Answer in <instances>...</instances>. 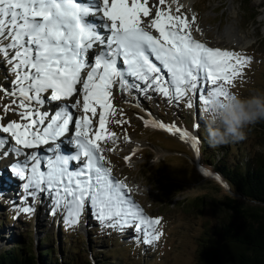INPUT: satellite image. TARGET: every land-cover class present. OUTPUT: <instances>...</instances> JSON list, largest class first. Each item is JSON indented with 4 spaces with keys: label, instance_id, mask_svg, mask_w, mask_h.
Masks as SVG:
<instances>
[{
    "label": "snow or ice",
    "instance_id": "obj_1",
    "mask_svg": "<svg viewBox=\"0 0 264 264\" xmlns=\"http://www.w3.org/2000/svg\"><path fill=\"white\" fill-rule=\"evenodd\" d=\"M181 7L175 14L169 8L150 16L147 0H0V65L14 77L8 94L20 109L19 122L0 124V134H8L0 135V150L24 157L10 166L13 176L27 197L47 194L50 211L59 210L70 226L90 207L102 226L135 228L145 245L162 235L153 230L160 219L145 218L126 182L104 165L99 142L115 143L106 125L115 116L116 89L158 92L178 106L183 102L207 112L208 98L227 100L250 65L251 57L194 38L196 17L189 20ZM72 108L82 115L77 118ZM5 111L16 114L14 108ZM152 126L179 133L198 147L196 134L163 123ZM195 127L198 132L199 122ZM12 140L20 147L11 148ZM65 144L73 146L71 153L62 151ZM41 145H48L44 154ZM12 205L16 208V201ZM33 211L30 205L22 208L24 214Z\"/></svg>",
    "mask_w": 264,
    "mask_h": 264
},
{
    "label": "rangeland",
    "instance_id": "obj_2",
    "mask_svg": "<svg viewBox=\"0 0 264 264\" xmlns=\"http://www.w3.org/2000/svg\"><path fill=\"white\" fill-rule=\"evenodd\" d=\"M147 5L150 7V16L157 9L168 10V0H165L164 5H160L159 0H147ZM191 5L192 7L180 8V14L186 15L189 20L195 15L196 21L192 28L199 25L205 31V41L209 44L216 41L217 33L223 31L227 25L244 39L250 40L244 47L223 40L215 44L221 50L252 58L250 65L244 69L243 77L236 80L231 92L242 97H264V22L259 20L264 0H191ZM143 19L148 20L149 17ZM13 79L7 65H0V88L6 90L0 91V124L4 125L9 121L20 120V109L11 103L16 98L8 94ZM78 99L81 100L82 96ZM112 103L115 116L109 117L111 122L106 128L115 133V143L111 140L99 142L105 156L104 165L112 169L111 175L115 179L141 185V188L129 193L130 199L145 218L160 219V223L153 228L155 232L162 233L160 239L151 245H145L142 242V233L135 228L118 231L102 226L92 215L90 207H86L75 226H70L59 210L55 213L50 211L52 202L47 194L35 199L27 197L22 182L5 167L9 158L17 159L18 156L14 153L10 156L4 155L0 150V216L4 217L10 212L9 221L3 225L4 236L14 233L22 235L26 230L25 243L27 239H33L31 242L34 252L37 253L38 239L51 235L56 256L58 243L63 239V233H66L64 238L74 240L76 246L86 248L95 243L98 252L108 251L112 255L109 261L113 263L203 264L208 244L211 241H225L222 228L231 213L222 201H226L227 195L236 196L230 193L218 175L210 171V166H199L202 159H199L198 148L191 146V140L181 139L176 132L153 130L144 120L149 116L160 123L169 124L168 126L184 128L199 138L195 125L198 122L199 125H205L203 107L199 110L195 106L189 109L183 102L178 106L158 92L149 91L147 94L137 95L121 93L119 89L114 91ZM6 107L16 109V114L12 111L6 112ZM44 107L49 108L47 104ZM81 111L75 110L77 117V113ZM258 122L244 129L245 139L232 142L234 150L239 148L237 149L241 158L261 151L257 135ZM94 123L98 128V122ZM0 135L8 137V134ZM204 137L208 141L207 136ZM135 142L139 146H135ZM16 147L20 146H15V141L12 140L11 148ZM46 147L43 146L42 150ZM23 151L26 152V149ZM157 151L159 156L155 157ZM211 153V156L216 157V152ZM125 157L129 159L126 160ZM233 157L236 155L233 154ZM202 171L210 175H205ZM13 201H16V208L12 205ZM236 202L245 206L250 203L242 197H238ZM29 205L34 211L24 214L22 208ZM63 220L69 228L68 234L60 225ZM29 230L32 234L28 233ZM3 241L1 236L0 243L3 244ZM129 252L133 253L131 258L126 255ZM90 254L94 261V252ZM83 256L89 255L83 250L81 262ZM101 259L98 257V260Z\"/></svg>",
    "mask_w": 264,
    "mask_h": 264
},
{
    "label": "trees",
    "instance_id": "obj_3",
    "mask_svg": "<svg viewBox=\"0 0 264 264\" xmlns=\"http://www.w3.org/2000/svg\"><path fill=\"white\" fill-rule=\"evenodd\" d=\"M257 126L258 144L261 145V151L241 158L239 148L234 150L232 142L215 147L210 145L204 137L207 136L205 125L202 123L199 125L197 148L199 159H202L199 166H210V171L217 174L230 193L236 196L227 195L226 201H222L231 213L222 228L225 241L221 243L211 241L208 244L204 252L203 264H264V120L258 122ZM212 151L216 152V157L209 154ZM233 154L236 157H233ZM238 197L250 203L246 206L237 203ZM9 213L4 217L0 216V237L4 238L3 244L0 243V264H119L109 261L112 255L108 251L98 252L95 243L86 248L76 246L74 240L64 238L66 233H63V239L61 243H58L57 256L53 252L51 235H44L38 239L39 251L35 253L33 239H31L32 242L27 239L25 243L26 230L22 235L14 233L7 237L4 236L3 225L9 221ZM60 225L68 234L69 228L64 220ZM28 233L32 234L30 230ZM56 240L58 241L59 238L57 237ZM83 250L89 256H83L81 262ZM92 252H94V261L90 256ZM126 255L131 258L133 253L129 252ZM98 257L102 259L98 260Z\"/></svg>",
    "mask_w": 264,
    "mask_h": 264
},
{
    "label": "clouds",
    "instance_id": "obj_4",
    "mask_svg": "<svg viewBox=\"0 0 264 264\" xmlns=\"http://www.w3.org/2000/svg\"><path fill=\"white\" fill-rule=\"evenodd\" d=\"M204 112L205 131L210 145L220 146L245 139L244 129L264 120V97H242L232 93L227 100L209 97Z\"/></svg>",
    "mask_w": 264,
    "mask_h": 264
},
{
    "label": "bare ground",
    "instance_id": "obj_5",
    "mask_svg": "<svg viewBox=\"0 0 264 264\" xmlns=\"http://www.w3.org/2000/svg\"><path fill=\"white\" fill-rule=\"evenodd\" d=\"M259 2V1H258ZM150 5H151V2H150ZM178 5H183V7H188V6H191L192 7V5H191V0H176V3H173V0H168V10H169V8L171 9V11L175 14V9H176V7L178 6ZM183 7H181V8H183ZM167 10V11H168ZM259 20H261V21H263L264 22V6L263 7H261V12H260V14H259ZM196 28H199L200 29V31H196L195 29ZM195 29H193V36H194V38H196V39H198L200 42H202V43H205V45H208V47H214V48H218L219 46H217V44H215V42H217V41H221V40H223V41H227L228 43H230V44H235V45H239L240 47L242 46V47H244L245 45H248L249 43H250V40H248V39H244L243 37H242V35L241 34H238V33H236V31L234 30V29H232V27L230 26V25H227L225 28H224V30L223 31H221V32H218L217 33V35H216V41L215 42H213V43H210L209 44V42H206L205 41V31L203 30V29H201L200 28V26L198 25V26H195ZM208 43V44H207ZM71 103H74V101H69V104H71ZM55 104V103H54ZM77 108H72L71 110L72 111H75ZM78 110V109H77ZM144 120L147 122L146 124L147 125H149L150 126V128H152L153 130L154 129H159V130H164V129H161V128H159V127H153L152 125L154 124V123H160L158 120H155L154 118H152V117H146V118H144ZM166 125V124H165ZM167 125H169V124H167ZM170 126H173V125H170ZM174 127H177V126H174ZM182 130H184V128H182ZM73 134H74V132H73ZM61 139H63V138H61ZM135 146H139V143H137V142H135V144H134ZM15 146H16V144H15ZM44 147H46L45 145H43ZM42 145L41 146H39V148L41 147V149H42V147H43ZM65 147H68V149H70V151H72V149H73V146H70V145H67V144H65ZM34 150V152H36L37 151V149H26V152L27 151H33ZM159 151H157L156 153H157V155L155 156V157H158L159 156V153H158ZM18 158V160H21V159H24V157L23 156H18L17 157ZM13 158H9L8 160L10 161V160H12ZM73 165V164H72ZM74 166V165H73ZM202 173H204L203 171H202ZM6 178V177H5ZM126 184L128 185V187L131 189V192L130 193H132L136 188H141V185L139 184V183H137V182H126ZM11 190V189H10Z\"/></svg>",
    "mask_w": 264,
    "mask_h": 264
},
{
    "label": "water",
    "instance_id": "obj_6",
    "mask_svg": "<svg viewBox=\"0 0 264 264\" xmlns=\"http://www.w3.org/2000/svg\"><path fill=\"white\" fill-rule=\"evenodd\" d=\"M220 178V177H219Z\"/></svg>",
    "mask_w": 264,
    "mask_h": 264
}]
</instances>
